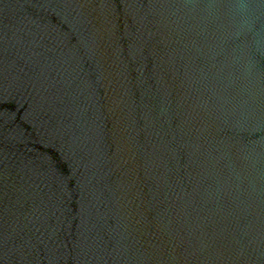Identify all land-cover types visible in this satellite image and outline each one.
Segmentation results:
<instances>
[{
	"label": "water",
	"instance_id": "water-1",
	"mask_svg": "<svg viewBox=\"0 0 264 264\" xmlns=\"http://www.w3.org/2000/svg\"><path fill=\"white\" fill-rule=\"evenodd\" d=\"M0 264H264V0H0Z\"/></svg>",
	"mask_w": 264,
	"mask_h": 264
}]
</instances>
